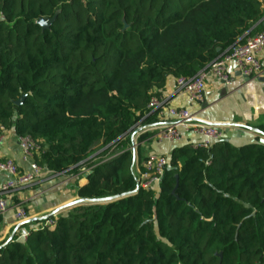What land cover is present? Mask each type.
I'll list each match as a JSON object with an SVG mask.
<instances>
[{
    "label": "trees",
    "instance_id": "16d2710c",
    "mask_svg": "<svg viewBox=\"0 0 264 264\" xmlns=\"http://www.w3.org/2000/svg\"><path fill=\"white\" fill-rule=\"evenodd\" d=\"M262 30L264 0H0V134L29 137L49 176L90 170L77 198L120 197L6 241L0 264H264V140L173 147L158 191L136 192L121 146L169 78Z\"/></svg>",
    "mask_w": 264,
    "mask_h": 264
},
{
    "label": "built area",
    "instance_id": "2783aa9c",
    "mask_svg": "<svg viewBox=\"0 0 264 264\" xmlns=\"http://www.w3.org/2000/svg\"><path fill=\"white\" fill-rule=\"evenodd\" d=\"M262 52H264V30L254 35L245 36L228 53L222 54L194 77L176 79L175 94L183 104L173 105L162 98L151 99L148 106L149 113L145 118L155 116L157 120L154 124L143 125L140 122L135 126L134 132L130 134L132 147L137 144L136 141L134 142L135 137L133 135L136 134L137 139L139 131L153 133V138L157 139L158 142H165L173 147L189 145L193 149L209 150L213 144L222 141L223 131L220 127L198 119L193 113L194 109L204 101L206 81L209 77H213L228 85L230 83L226 71L228 62L235 64L237 71L244 79L264 78V68L259 62V56ZM162 119H165V122L158 123ZM5 131L1 128L0 146L5 141ZM17 144L24 159H32L33 154L39 150L29 137H17ZM168 166V155H149L140 165V168L137 167L139 177L136 179L135 192L140 188L158 191L161 178ZM43 171L45 172L33 162L29 171L21 174L13 162L0 160V174L8 176L1 192L10 195L13 190L32 184L43 174ZM79 174L88 176L90 170L82 168ZM9 211H13L11 203L7 199L0 198V214L4 216ZM12 216L15 227L31 219L28 213L21 209L13 212ZM56 217L57 215L52 214L41 218L43 223L38 228H54ZM27 235H23L22 238L25 240Z\"/></svg>",
    "mask_w": 264,
    "mask_h": 264
},
{
    "label": "crops",
    "instance_id": "0c3cea01",
    "mask_svg": "<svg viewBox=\"0 0 264 264\" xmlns=\"http://www.w3.org/2000/svg\"><path fill=\"white\" fill-rule=\"evenodd\" d=\"M259 62L262 68H264V52L260 54ZM226 71L230 83L225 85L215 78L209 77L205 85L204 101L199 107L194 109L193 113L198 119L220 127L223 131L222 141L234 147H240L256 140H264V135L256 129L257 126L264 125V78L244 79L237 71L233 62L226 64ZM159 98L165 99L173 105L183 104L175 94V80L172 78L166 81L165 88ZM159 122H165V119ZM159 143L154 142L152 144V150L147 151L148 156L149 154L168 155L173 148L172 145L167 144L169 147L167 154L156 152L153 145H158ZM0 160L13 162L21 174L27 173L30 165L33 163L32 159L23 158L17 144V137L12 130L5 131V141L0 146ZM80 175L78 176L81 177ZM81 178L82 182L74 189L75 194L73 196L44 211L33 212L27 207V202L60 185H68L74 181L67 179L61 182H48L46 183V187L43 185L40 191L36 193H33V188L27 185L13 190L10 195H6L1 192V189L7 182L8 176L0 174V198L7 199L13 207V211H9L3 216L2 223L0 224V242L15 227L12 216L13 212L23 207L28 211V215L31 217L30 221L40 220L36 219L37 216L49 214L60 206H64L77 198L76 189L86 184L87 176L82 174Z\"/></svg>",
    "mask_w": 264,
    "mask_h": 264
},
{
    "label": "rangeland",
    "instance_id": "374dc122",
    "mask_svg": "<svg viewBox=\"0 0 264 264\" xmlns=\"http://www.w3.org/2000/svg\"><path fill=\"white\" fill-rule=\"evenodd\" d=\"M138 134H139V137L137 139H136V134L133 135V137H135L134 142L136 141V143H137L134 147H132L131 135H129V137H127V139L124 141V143L122 142V144H121V146L124 147V150L129 151L131 153L132 157H134V159H135L134 160L133 173H134L136 179H138V177H139L137 174V167L139 169L140 165H141V161H143V160L137 159V158H139L137 153L140 154V152H141V153H143V156H144L145 153L146 154L148 153L147 151L152 150V144L154 142H158L157 139L153 138V135H154L153 133H150V132L144 133L143 131H139ZM153 146H154V150L156 152H159V153L167 154V152L169 150V147H168L167 143H165V142H160L158 145L154 144ZM108 148H109L108 146L101 148L100 145H97L95 147V150L97 153H99V152L104 151L105 149H108ZM114 151L115 150L113 148H109L108 152L105 155V160L103 162H105L107 159H112L114 156H116V153H117L116 151L114 154H112ZM146 157H148V155ZM47 175H48V172L43 171V174L39 178H37L32 184H30V187L33 188V191H32L33 193L39 192L40 189L43 187V185H44V187H46L47 186L46 183H48V182H51V183L52 182H61V181H65L67 179L69 180L70 177H72L70 180H72L74 182H70L72 184L69 183L68 185H66V184L60 185V186L46 192L45 194L39 195V196L35 197L33 200H30L29 202H27V207L29 209H31L33 212L44 211V210L51 208L52 206L62 202L63 200L73 196L75 194L74 189L77 187V185L79 183L82 182V178H81L82 175H80L81 177L72 176V175L71 176L70 175H64L63 177H60V176L59 177H52V176L49 177ZM106 204H107L106 202L96 203V202L76 198V199H73L72 201H70L68 204H66L64 206H60L58 209L54 210L53 212H51L49 214L37 216L36 219H41L45 216H50L52 214H55L57 216H65L69 213H75L79 209H84L85 207H88V206L106 205ZM19 209L28 213V211L23 207H21ZM42 223H43L42 220H34V221L32 220V221H27L18 227H13V229H11L9 231V234L0 242V245L5 243L6 241L12 239V238H15L16 240H19V241H24L22 236L25 234H28L32 229H37L38 227H40V225Z\"/></svg>",
    "mask_w": 264,
    "mask_h": 264
},
{
    "label": "water",
    "instance_id": "95a60500",
    "mask_svg": "<svg viewBox=\"0 0 264 264\" xmlns=\"http://www.w3.org/2000/svg\"><path fill=\"white\" fill-rule=\"evenodd\" d=\"M54 16L51 19H40L37 21V24L42 28V29H48L50 27V25L53 23V21L55 20ZM22 103V99H20L16 105H20ZM120 199V197H113V198H107V199H103V200H98V201H92V202H96V203H102V202H106V203H110L113 201H116Z\"/></svg>",
    "mask_w": 264,
    "mask_h": 264
}]
</instances>
